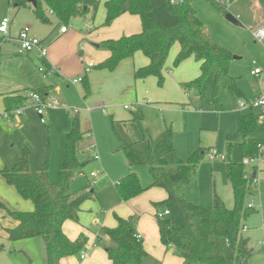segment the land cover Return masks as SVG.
I'll return each instance as SVG.
<instances>
[{
  "label": "trees",
  "instance_id": "16d2710c",
  "mask_svg": "<svg viewBox=\"0 0 264 264\" xmlns=\"http://www.w3.org/2000/svg\"><path fill=\"white\" fill-rule=\"evenodd\" d=\"M8 1L15 8H31L41 23H50V10V15L57 21L56 25L66 28L77 17L89 15V21L93 20L100 3V0H35L34 4L30 0ZM193 1L184 0L182 4L174 5L167 0H104V24H110L123 13H130L139 16L141 30L102 40L99 46L106 49L109 55L91 68L111 72L122 60L141 52L148 63L134 70V78L144 80L154 77L161 87L169 51L177 44L173 67L187 58L199 63V74L181 83L185 92L203 98L210 89V102L221 106H225L226 92H230L234 100L246 99L237 85L238 77L228 73L233 58L231 51L211 40L204 23L196 15ZM206 1L221 13H227L226 1ZM259 2L262 4L264 0ZM41 64L49 67L44 59ZM80 82L83 84V97L87 98L90 93L87 73L82 75ZM53 87V84H42L26 93L3 95V113H10L27 103L29 92L45 98ZM110 115L111 129L117 139L116 151L122 154L129 168L125 175L116 180V192L122 201H128L152 187L162 188L166 192L164 199L152 202L163 246L166 249L172 247L182 259L181 264H247L253 250L248 238L241 234L242 222L253 212L254 207L248 206L247 198L256 195L257 188L253 186L251 178L244 177V164L231 160L225 163L226 176L232 189L231 207L226 206L215 193L209 206L194 203L187 198L186 187L195 178L199 160L207 151L198 149L188 158H180L173 144L172 129L166 127L153 137L143 123V112L139 107L131 110L127 119ZM257 116L258 112L249 110L237 117L236 128L241 136L239 146L243 158L264 155V124L258 122ZM127 125L134 138L126 131ZM83 133L75 113L65 136L64 155L59 160L56 182L48 179V153L42 157L34 172L30 170V150L24 139L17 142L19 152L14 164L0 168L5 183L12 186L21 198L31 201L29 210H11L1 203L7 215L2 218H8L11 225L0 228L6 232L8 240L41 237L45 247V264H60L62 258L84 252L88 244V237L83 233L71 239L62 229L66 220L77 222L83 203L95 197L89 183L77 191H69L76 171L85 164L77 158ZM230 148L228 146V151ZM138 165L148 168L151 181L146 186L142 185L133 170ZM165 210L168 213L158 217V213ZM114 218V226L102 227V234L111 242L104 246L109 264H141L148 253L142 238L136 236L135 217L114 214ZM2 249L0 244V251Z\"/></svg>",
  "mask_w": 264,
  "mask_h": 264
},
{
  "label": "rangeland",
  "instance_id": "374dc122",
  "mask_svg": "<svg viewBox=\"0 0 264 264\" xmlns=\"http://www.w3.org/2000/svg\"><path fill=\"white\" fill-rule=\"evenodd\" d=\"M224 1H226V12L235 17L239 24L235 25L229 22L225 18V14L206 0H194L192 6L198 18L207 28L211 40L231 51L233 58L229 63L228 73L238 77L237 85L245 98L253 99L256 91L261 90L264 74L259 78L250 72L255 66L253 61L257 66L264 64V40L258 41L253 38L251 30H256L264 24V4L263 7L261 4L256 7V0ZM103 2L104 0H100L94 19L89 21V24L96 28L99 36L94 37L85 27L89 15L77 17L67 25L69 33L78 35L74 46L78 53L77 56L81 57L85 64L92 62L96 66L101 62L98 60L99 55L107 50L100 46L97 48L96 44L99 45L107 37L117 38V34L125 35L127 32L124 27L117 28L115 20L108 25L103 23L105 15ZM48 15L50 23H41L35 18L31 8H15L9 4L8 0H0V21L3 17H8L13 24L29 20L37 28L39 32L37 35L45 36L52 32L50 38L53 39L60 27L56 25V19L49 13ZM17 29L18 27H13L12 32ZM106 31H111L112 35H104ZM46 42L48 43L49 39ZM68 45L69 42L62 43V47ZM176 45H173L169 51L166 67L173 68L172 61L176 55V53L174 54ZM80 51L82 54H79ZM90 70L99 69L93 67ZM58 78L55 80H59V95L57 94L58 90H54L52 94L58 98L59 104L54 109L45 110L44 123L40 121L35 109L31 106H25L22 115L15 114L9 118L3 116V112L0 111V168L4 164L7 166L14 164L19 152L17 142L23 138L30 150V170L34 172L42 157L48 153V179L51 182L58 181L59 160L64 155L65 136L72 125L74 109H76L80 129L84 132L77 158L85 164L81 170L76 171L81 174L75 173L70 182L69 191L74 192L88 183L91 184L95 197L83 203L79 221L97 232L100 238L94 240L95 246L102 249L104 246L110 245L111 242L107 236L102 234L101 223L105 216L115 219L114 214H117L118 209L122 207V200L116 192L114 184L118 178L127 173V166L122 154L116 151L117 139L111 129V112L107 104L104 102L106 104L105 112L95 109L99 101L89 102L88 98L83 97L81 82L73 85L72 79ZM210 95V89L206 91L203 98L195 93H187V101L172 104L175 106L162 107L140 105L132 99L125 101V104L133 105L132 109H123L122 106L121 109L125 115H129L131 110L139 107L143 112V123L149 128L153 137H156L164 128L170 127L174 132L175 151L182 159L188 158L198 149L213 150L219 155L226 156L224 160L219 158L208 160L204 154L199 160L195 178L186 188L187 198L194 203L209 206L212 204L215 193L226 206L231 207L232 189L226 176L225 163L227 160L233 162H242L243 160L239 146L241 136L237 132L236 122L238 114L246 113L248 110L238 112L236 100L230 92H226L225 106L212 104ZM259 110V108H254L253 111ZM126 131L130 137L134 138L129 125L126 126ZM90 144L95 145L99 160L93 159L94 151L89 148ZM228 146H231L230 151H228ZM262 149L264 150V145ZM244 167L246 172L252 173L253 168L250 165H244ZM260 169L257 194L247 198L249 202L253 203V212L242 222L245 230H241V234L248 238L249 246L253 250L248 257L247 264H264V247L258 245V241L264 238V159L260 164ZM98 170L102 172L98 173L93 181L89 174L91 171ZM134 171L142 185L146 186L150 183L151 177L146 165H138ZM155 191L163 192L164 190L155 188ZM151 200L140 196L138 204L143 208L139 211L140 213L133 216L137 222L138 215H141V222L153 233L156 211L150 203ZM1 203L11 210L31 209V201L21 198L0 175V217L2 215L7 217ZM94 220H97L98 223L95 224ZM150 242L151 247L145 249L148 254L143 258L141 264L177 263L179 257L177 253L171 248H165L164 252V247L162 248L160 239L156 235L150 236ZM0 244L3 247L0 251V264H45L46 262L45 247L41 237L8 240L0 233ZM155 245L156 249L160 248V255H157L158 253L154 249ZM161 254H164L163 257Z\"/></svg>",
  "mask_w": 264,
  "mask_h": 264
},
{
  "label": "crops",
  "instance_id": "0c3cea01",
  "mask_svg": "<svg viewBox=\"0 0 264 264\" xmlns=\"http://www.w3.org/2000/svg\"><path fill=\"white\" fill-rule=\"evenodd\" d=\"M255 4L257 7L260 6L261 3L259 2V0H256ZM263 4L264 3L261 4L262 7ZM114 20L117 28L124 27V29H126L127 32H125V35L137 33L141 30V23L138 15L123 13ZM87 21H89V19ZM29 22H30L29 20L28 21L24 20L20 24L19 23L13 24L10 21L9 38H4L0 41V111L2 112H4L3 95L5 94L26 93L29 89H32L39 85L53 84L54 87L49 90V95H53L52 93L54 92V90L56 91L58 90L57 94L59 95V86H58L59 80H55V78L59 79L58 77H60L62 80L65 78L69 80L76 78L77 75L83 74V67L85 63L82 61L81 57L77 56L78 53L75 50V46H74V44L78 40L77 34L72 35L71 33H69V29L67 27L65 32L58 31V33L53 37V39L50 38L52 32H49L45 36H42L43 34L39 36L37 35L39 32L35 27L34 23L32 24L30 22L29 25ZM13 27H18V29L15 30V32H12ZM24 27H27L32 35L43 40L44 45L47 47V55L46 58L44 59L46 64L49 66L48 68L44 67L45 71H48L46 72L47 74L38 69L39 66L42 65L41 63L43 59L39 58L36 53L34 52L27 53V52L19 51V45L17 43L16 38L19 30H21ZM88 31H90V34H92L94 37L99 36L97 34L96 28L92 24H91V30ZM205 31L209 36L206 27H205ZM254 31L255 30H251L252 36ZM104 35H112V34L111 31H106ZM117 35L118 37L122 36L120 34ZM108 38H115V37H107L106 39ZM48 39L49 42L47 43L46 41ZM65 41L69 42V45L67 47H62V43ZM97 48H99V45L97 46ZM177 51H178V45H176L175 47L174 54ZM79 54H82V51H80ZM108 55L109 52L104 51L100 53L98 60L103 61L105 58L108 57ZM234 59H236V57H234ZM254 62L255 61H253V64L256 65V62L255 63ZM147 63H148V59L141 52H136L132 58L122 60L119 63V65L111 72L105 70H96V71L89 70L87 74V78L90 86V93L87 96L88 98L87 100L89 102L99 101V103H102L105 106L107 104L111 112L110 114H112L117 119L128 118V115L127 114L125 115L124 111H122L121 106L123 107L125 101H130L132 99H134L135 102L140 105L148 104L151 105V107L152 105L161 106V107L169 106V105L175 106L172 104L187 101L186 99L187 92L183 90V88L181 87V83L186 82L192 79L193 77H196L199 74V63L197 61H195L193 58H187L176 67L173 68L166 67L164 71L165 78L163 85L161 87L157 85L156 79L154 77H148L144 80H139L134 78L133 76L134 70L138 67L146 65ZM49 69H52L53 71L50 70L49 72ZM77 84L78 83H75L73 85H77ZM260 89H264V82H261ZM260 91L259 90L256 91L254 97H256ZM23 105L24 107L29 106L28 102ZM236 106H237V100H236ZM123 109L125 108L123 107ZM237 110L238 112L242 111L239 110L238 108ZM257 112H260V110ZM77 115H78V111H77ZM81 149L83 148L81 147ZM125 164L127 166L126 161ZM128 171L129 168L127 166V172ZM250 174L253 176L254 171L252 170V173ZM155 188H159V187L149 188L144 192H142L141 194H139L138 196L128 201H121L122 207L118 209L117 214L125 217L128 215L133 216L140 213L139 211H141V209L143 208V207H139L138 204V199L140 196H143L147 199H152L150 203L164 199L166 197V192L155 191ZM82 210L83 209H81L80 212H82ZM2 217L3 215L0 217V226L1 227L10 226L11 225L10 220L8 218H2ZM94 223L97 224L98 221L94 220ZM115 223L116 222L115 219H113V217L105 216L103 218V222L101 223V228L104 226L112 227L115 225ZM62 229L64 233L71 239H74L80 233H83L88 237V244L86 246V250L84 251V253L86 254L85 257H81V253L77 255L68 256L62 258L60 260V264H109L110 263L109 259L107 258L105 249L104 248L101 249L100 247L95 246L94 240L97 238V236H99L97 232L90 229L88 226L82 224L79 221V219L77 222L72 220H66L62 225ZM135 229L137 234H139L140 237L142 238L145 249H149L151 247L150 236H152V234L156 235L159 238L157 222L154 224L153 233H152V230H148L146 226L141 222V215H138ZM0 233L3 236L7 237L6 232L1 228H0ZM160 244L162 248L164 247V252H165L166 250L165 246H163L161 242ZM154 249L158 253L157 255H160L161 253L160 248L156 249V245H155ZM171 249L173 250L172 247ZM176 262H177L176 264L178 263L181 264L182 259L178 257V260Z\"/></svg>",
  "mask_w": 264,
  "mask_h": 264
},
{
  "label": "built area",
  "instance_id": "2783aa9c",
  "mask_svg": "<svg viewBox=\"0 0 264 264\" xmlns=\"http://www.w3.org/2000/svg\"><path fill=\"white\" fill-rule=\"evenodd\" d=\"M170 4H182L184 2V0H167ZM49 14H52V12L49 10L48 11ZM9 23L10 20L8 17H3L0 21V37L1 38H9ZM86 29L91 30V25L89 24V21L86 22L85 24ZM66 27L61 26L59 28L60 32H65L66 31ZM253 37L258 40V41H263L264 40V25L260 28H258L257 30H255L253 32ZM17 43L19 45V51L20 52H27V53H31L34 52L37 54V56L39 58H46L47 55V47L44 45V43L42 42L41 39H39L38 37L32 35L29 32V29L27 27L22 28L21 30H19L18 34H17ZM255 63V62H254ZM93 63L89 62L87 64L84 65L83 67V74H86L89 72L90 68L92 67ZM40 71L45 72V69L43 66H39L38 68ZM53 71L52 69H49V72ZM48 72V71H46ZM251 74L256 76V77H260L261 75L264 74V64L257 66L255 65L254 68L251 70ZM82 76H78L74 79H72V83H79L81 81ZM28 104L29 106L33 107L37 113V115L39 116V119L42 123H44V115H45V110L46 109H54L58 106L59 104V100L55 95H47L45 98H42L39 94L35 93V92H29L28 94ZM123 107L125 109H132L133 105L132 104H124ZM23 108L24 105H21L20 107L16 108L14 111L12 112H6L3 113V116L9 118L10 116L13 115H21L23 112ZM237 108L239 110H253L254 108H259L260 112H258V122L261 124H264V89H261V91L258 93V95L256 97H254L253 99H238L237 100ZM95 109H101L103 112L106 111V106L102 103H97L95 106ZM74 112L77 113V110L74 109ZM89 148L94 151L93 154V159L94 160H99V156L96 152V148L94 144H90ZM263 150V149H262ZM205 157L208 160H215L216 158L219 159H223L225 158L224 155H219L217 154L215 151H207L205 153ZM264 159V155L261 154H257L255 156L252 157H245L242 160V163L244 165H250L253 168L254 171V176H252L250 173L246 172L244 173V177L249 179H252V184L253 186H255L257 188V184L259 181V172L261 171L260 169V164ZM102 172L101 170L98 171H91L89 176L94 179L98 176V173ZM78 174H81L78 173ZM251 176V177H250ZM249 207H253V203L249 202L248 203ZM168 213L167 210H165L164 212H159L158 213V217H163L164 215H166ZM243 230H245V228L243 227ZM138 238L140 237V235H136ZM258 245L259 247H264V238L260 241H258ZM86 254L84 252L81 253V257H85Z\"/></svg>",
  "mask_w": 264,
  "mask_h": 264
},
{
  "label": "water",
  "instance_id": "95a60500",
  "mask_svg": "<svg viewBox=\"0 0 264 264\" xmlns=\"http://www.w3.org/2000/svg\"><path fill=\"white\" fill-rule=\"evenodd\" d=\"M30 3H32V4H34L35 3V0H30ZM225 18L229 21V22H231V23H233V24H239V22H238V20L235 18V17H233L231 14H229V13H226L225 14ZM96 47L98 46V44H96L95 45ZM254 176V175H253Z\"/></svg>",
  "mask_w": 264,
  "mask_h": 264
}]
</instances>
